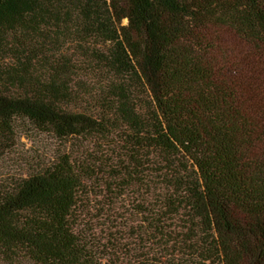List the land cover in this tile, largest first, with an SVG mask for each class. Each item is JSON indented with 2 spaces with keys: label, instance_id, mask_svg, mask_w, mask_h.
Returning a JSON list of instances; mask_svg holds the SVG:
<instances>
[{
  "label": "trees",
  "instance_id": "16d2710c",
  "mask_svg": "<svg viewBox=\"0 0 264 264\" xmlns=\"http://www.w3.org/2000/svg\"><path fill=\"white\" fill-rule=\"evenodd\" d=\"M34 132L0 264H264V0H0V162Z\"/></svg>",
  "mask_w": 264,
  "mask_h": 264
},
{
  "label": "rangeland",
  "instance_id": "374dc122",
  "mask_svg": "<svg viewBox=\"0 0 264 264\" xmlns=\"http://www.w3.org/2000/svg\"><path fill=\"white\" fill-rule=\"evenodd\" d=\"M126 24V21L124 22ZM85 144V149L89 152L99 151L96 146L92 143L80 141L75 143L76 145ZM64 148L59 144L51 135L42 133H29L27 136H22L15 154H12L5 159V161L0 162V176L11 177L16 176L20 168H23L24 163H29L30 165L46 164L53 160L61 150ZM105 202H101V198L93 199L89 207V212H87L88 217L86 220H91L96 226L103 225L106 216L113 215V209L104 207ZM116 209H119L120 213L127 211V208L120 204ZM129 209V208H128ZM126 213V212H125ZM128 213V212H127Z\"/></svg>",
  "mask_w": 264,
  "mask_h": 264
}]
</instances>
